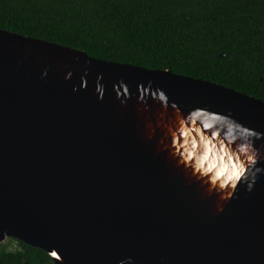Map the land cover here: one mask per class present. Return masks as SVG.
<instances>
[{
	"label": "water",
	"instance_id": "obj_1",
	"mask_svg": "<svg viewBox=\"0 0 264 264\" xmlns=\"http://www.w3.org/2000/svg\"><path fill=\"white\" fill-rule=\"evenodd\" d=\"M5 238L54 264H264V101L0 29Z\"/></svg>",
	"mask_w": 264,
	"mask_h": 264
},
{
	"label": "trees",
	"instance_id": "obj_2",
	"mask_svg": "<svg viewBox=\"0 0 264 264\" xmlns=\"http://www.w3.org/2000/svg\"><path fill=\"white\" fill-rule=\"evenodd\" d=\"M0 29L264 101V0H0ZM9 241L15 248L0 243V264H54Z\"/></svg>",
	"mask_w": 264,
	"mask_h": 264
},
{
	"label": "bare ground",
	"instance_id": "obj_3",
	"mask_svg": "<svg viewBox=\"0 0 264 264\" xmlns=\"http://www.w3.org/2000/svg\"><path fill=\"white\" fill-rule=\"evenodd\" d=\"M186 151H190L191 153H193L192 152V149L189 147V148H186ZM193 156H194V158H195V161H196V163H197V166L198 167H200V165H201V163H203V160H204V156L203 155H201V154H198V156L196 155V154H193ZM189 157V156H188ZM212 159H209L208 161H211ZM213 164V163H212ZM221 164H224V163H214V165H221ZM218 174H223V172H221V173H218ZM238 174V172H225V175H223V177H227V178H225V179H230V178H234V176L235 175H237ZM228 176L230 177V178H228Z\"/></svg>",
	"mask_w": 264,
	"mask_h": 264
},
{
	"label": "rangeland",
	"instance_id": "obj_4",
	"mask_svg": "<svg viewBox=\"0 0 264 264\" xmlns=\"http://www.w3.org/2000/svg\"><path fill=\"white\" fill-rule=\"evenodd\" d=\"M3 244H6L8 246V249H13L15 248V244L10 242L9 241V238H5L3 241H2Z\"/></svg>",
	"mask_w": 264,
	"mask_h": 264
},
{
	"label": "snow or ice",
	"instance_id": "obj_5",
	"mask_svg": "<svg viewBox=\"0 0 264 264\" xmlns=\"http://www.w3.org/2000/svg\"><path fill=\"white\" fill-rule=\"evenodd\" d=\"M239 176V174H237V177Z\"/></svg>",
	"mask_w": 264,
	"mask_h": 264
}]
</instances>
